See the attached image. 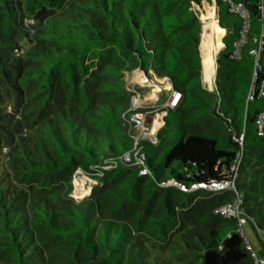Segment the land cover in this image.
<instances>
[{
  "label": "trees",
  "instance_id": "16d2710c",
  "mask_svg": "<svg viewBox=\"0 0 264 264\" xmlns=\"http://www.w3.org/2000/svg\"><path fill=\"white\" fill-rule=\"evenodd\" d=\"M239 1L249 15L247 30L222 0H0V264H166L145 245L150 236L166 241V225L181 223L164 185L227 182L238 153L236 191L216 197L219 204L200 227L204 233L184 235L179 258L183 264H254L245 242L248 223L259 249L249 241L264 257V136L256 126L264 98L249 100L264 79V12L261 0ZM214 3L227 33L211 91L203 83L199 48L201 14ZM261 41L256 67L250 52ZM136 69L150 73L148 80L166 79L181 96L175 108L163 110L155 145L130 136L127 122L137 112L129 111L124 73ZM201 121L212 123L213 132L187 134L186 126ZM220 128L221 138L215 135ZM134 149L150 175L125 168L132 163L124 155ZM112 163V172L101 168ZM78 169L100 175L106 191L81 205L61 203ZM180 194L190 205L191 193ZM158 196L163 213L125 217L127 208ZM236 197L242 228L213 213ZM48 236L69 257L48 259Z\"/></svg>",
  "mask_w": 264,
  "mask_h": 264
},
{
  "label": "rangeland",
  "instance_id": "374dc122",
  "mask_svg": "<svg viewBox=\"0 0 264 264\" xmlns=\"http://www.w3.org/2000/svg\"><path fill=\"white\" fill-rule=\"evenodd\" d=\"M211 8H213L217 13L216 5H213ZM217 28L218 34L215 35L208 43H205L202 28L201 45L199 48L202 61L203 83L204 86L211 91L215 86V74L217 67L216 57L223 47L222 38L227 33L225 30L221 29L218 24ZM21 44L23 45V47L27 46L24 39H21ZM147 74L140 69H136L131 72L127 71L124 73L126 91L130 94L129 108L137 112L136 115H138V119L142 122V125L134 126L135 123L132 121V116H130L129 122H127L131 130L130 136L132 139H134V141H136V139L147 140L148 137L157 136L158 132L165 125L164 118L167 115V111L163 110L166 108H175L176 106L174 105V97L179 95L178 92L173 90L171 84L166 79L154 78L148 80ZM10 104H8L9 106H7L8 110L11 108ZM172 116L175 117V114H172ZM168 129L169 128L167 127L164 132L167 133ZM185 130L187 134L213 132L212 123L204 121L188 125L185 127ZM215 135L219 138L223 137L224 133L222 128H220L215 133ZM138 157H140V155H138ZM136 163L139 162L136 160ZM125 168L130 169L131 171H135L138 168V164L133 163L131 165H126ZM103 170H105L106 172H112L115 170V168L108 167ZM139 176L144 177V175H141L140 173ZM99 177L101 176H97L93 173L84 172L81 169H78L73 174L72 192L67 197L63 193L64 191H62V189H64V186L66 185V181L61 180L57 185V189H60V191H62L61 203L65 204L69 202L73 205H81L82 203L84 204L85 201L93 197L95 191L99 196L104 194L106 191V187L102 184L103 180L99 179ZM100 188H102L101 191H99ZM167 188L169 190L179 191L174 186H169ZM228 191V189L214 190L212 195L206 196L202 195V191H199L198 193L191 192L194 198L192 200L193 206H186L182 201V198H179L175 192L171 191L172 193L169 195V200H171L175 204L177 213L181 215V223L179 224V226H177V228H170L169 225H166V241L157 239L155 236H150L148 237V239L144 238L143 236H139L141 238V241L145 239L147 240L145 245L148 249V252L151 253L150 256L156 257L159 260H163L166 264H183L182 262H180L182 258H179L183 253L182 237L184 235H191L192 230L203 232L200 227L204 224V222L200 220V217L207 212V203H209L213 198L217 196L224 195V193H227ZM159 202L160 196H158L150 204H146L141 208H127L125 217L128 220H132L140 213H148V215H152L154 213L161 214L163 213V209L159 205ZM110 211L112 214H114L112 212V208H110ZM244 230L253 246L256 249H259L257 237L249 223L244 225ZM260 235L264 236V232H260ZM46 241L50 248L49 251H51V253H46L48 259L49 255L60 258L69 257V255L61 249L62 245L58 240L54 239L51 236H48L46 238ZM55 262L56 264H62L61 262L63 261L60 259L55 260ZM185 264L198 263L195 260L187 259L185 261Z\"/></svg>",
  "mask_w": 264,
  "mask_h": 264
},
{
  "label": "built area",
  "instance_id": "2783aa9c",
  "mask_svg": "<svg viewBox=\"0 0 264 264\" xmlns=\"http://www.w3.org/2000/svg\"><path fill=\"white\" fill-rule=\"evenodd\" d=\"M222 1L229 6L230 12L238 14L241 17V19L244 20L245 30H247L248 29L249 15H248V12L245 9L244 5L241 3V1H239V0H222ZM260 6L264 12V0L260 1ZM216 23L219 25V19H218L217 14H216ZM243 39H244V37H243ZM243 42H244V40H242L241 43H243ZM241 43H238L235 45V47H236V51L234 53L235 58H239V50H240L239 47H240ZM262 45H263V41H261V43H260V49H258V50L253 49L250 52V54L256 58V67L259 66L258 61L260 59ZM256 94L258 95V98H264V79L262 80V82L260 83L258 88L254 87L252 89L249 100H253V98H254V96H256ZM175 95H176V93H175ZM180 97H181L180 94L178 96L174 97V101H175L174 105L175 106L178 104ZM129 111H133V110H131V108H130ZM133 112H136V111H133ZM131 116H132V121L135 123L134 126L142 125V122H141V120L138 119L139 117H138V115H136V113L132 114ZM256 126H257V130H258V135L264 136V111H262L259 114V116L257 117ZM142 139H144V138H142ZM137 141H138V139H136V143H137ZM146 141H149L150 143L155 145L158 143V138H157V136L148 137V139ZM238 141L242 145L243 141H244V135H241L239 137ZM136 143H135V145H136ZM134 150H135V153L133 156L131 155V153H127L124 155V161L127 163L138 164V168H140L139 173L141 175H144V176L150 175V171L144 165V155H141L140 151H138L136 149H134ZM138 155H140V157H138ZM242 158H243L242 153H238L236 156V159L234 161V164L231 167V170L229 172V175H228L229 181H227V182H222V183L213 182L209 185L199 184V185H201V188H197L199 185H194L190 189H188L184 185H179V184L172 182V181L168 182L164 186H166V187L178 186L181 189H183L185 193L196 192V191L201 190V189L206 190V191H210L212 193L214 190H224V189H228L229 191H231V190L236 191L235 190V181H236V177L238 175V171H239L241 163H242ZM136 160L139 163H136ZM108 167L116 168L117 165L115 163H112L109 165H105L101 168L105 169ZM213 213H214V215L221 217V218L237 220L239 222L240 228H242L244 223H245V220L242 218V215H243L242 200L240 197H236L235 200H233L232 202H227V203H224V204L217 206L214 209ZM242 234L244 235L243 232H242ZM245 242H246L247 250L252 254L254 264H264V257L262 259H259L257 252L255 251L254 247L252 246V244L250 243V241L246 237H245ZM263 251H264V249H263Z\"/></svg>",
  "mask_w": 264,
  "mask_h": 264
},
{
  "label": "bare ground",
  "instance_id": "6f19581e",
  "mask_svg": "<svg viewBox=\"0 0 264 264\" xmlns=\"http://www.w3.org/2000/svg\"><path fill=\"white\" fill-rule=\"evenodd\" d=\"M216 12L214 10H209L206 13L201 14V19L203 22V33L205 43L210 42V40L218 34V28L216 23ZM213 45V44H212ZM212 55V54H211ZM213 58V57H211Z\"/></svg>",
  "mask_w": 264,
  "mask_h": 264
},
{
  "label": "crops",
  "instance_id": "0c3cea01",
  "mask_svg": "<svg viewBox=\"0 0 264 264\" xmlns=\"http://www.w3.org/2000/svg\"><path fill=\"white\" fill-rule=\"evenodd\" d=\"M213 5H216V3H214ZM218 10V9H217ZM217 14V13H216ZM171 191H173V190H171ZM176 191V194H177V196L179 197V198H182V196L183 195H181L180 194V191H177V190H175ZM198 193V192H197ZM202 195H204V196H206V195H208V194H205L204 192H202ZM190 198H191V204L190 205H188V206H193V202H192V200L194 199L193 198V196H192V193L190 194ZM182 200H183V198H182ZM213 204H219V201H217L216 200V197L215 198H213L209 203H207V208H206V213H204L203 214V216H201L200 217V220L202 221V222H204L205 221V216L206 215H208V213H210V210H211V208H212V206H213ZM187 206V205H186ZM205 223V222H204ZM208 223H210V222H208ZM209 225V224H208Z\"/></svg>",
  "mask_w": 264,
  "mask_h": 264
},
{
  "label": "water",
  "instance_id": "95a60500",
  "mask_svg": "<svg viewBox=\"0 0 264 264\" xmlns=\"http://www.w3.org/2000/svg\"><path fill=\"white\" fill-rule=\"evenodd\" d=\"M218 9V8H217ZM175 188H177L180 192H184V190L183 189H181L180 187H178V186H174ZM197 188H201V185H199ZM185 193V192H184Z\"/></svg>",
  "mask_w": 264,
  "mask_h": 264
}]
</instances>
